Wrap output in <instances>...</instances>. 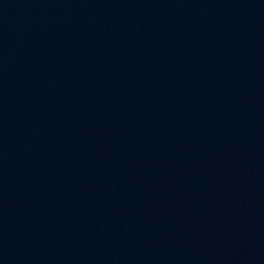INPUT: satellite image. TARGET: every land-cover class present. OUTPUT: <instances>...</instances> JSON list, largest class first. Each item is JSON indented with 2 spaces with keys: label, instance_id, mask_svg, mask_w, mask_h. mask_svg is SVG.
Instances as JSON below:
<instances>
[{
  "label": "water",
  "instance_id": "obj_1",
  "mask_svg": "<svg viewBox=\"0 0 264 264\" xmlns=\"http://www.w3.org/2000/svg\"><path fill=\"white\" fill-rule=\"evenodd\" d=\"M0 264H264V0H0Z\"/></svg>",
  "mask_w": 264,
  "mask_h": 264
}]
</instances>
